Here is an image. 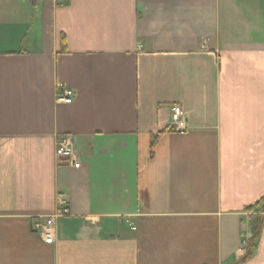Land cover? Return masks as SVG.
<instances>
[{
    "label": "crops",
    "instance_id": "0c3cea01",
    "mask_svg": "<svg viewBox=\"0 0 264 264\" xmlns=\"http://www.w3.org/2000/svg\"><path fill=\"white\" fill-rule=\"evenodd\" d=\"M262 198L264 0H0V264H264Z\"/></svg>",
    "mask_w": 264,
    "mask_h": 264
},
{
    "label": "built area",
    "instance_id": "2783aa9c",
    "mask_svg": "<svg viewBox=\"0 0 264 264\" xmlns=\"http://www.w3.org/2000/svg\"><path fill=\"white\" fill-rule=\"evenodd\" d=\"M43 1V0H39ZM74 91L70 88H64L58 98L59 101L65 104H71L74 99ZM168 130L173 132H187L188 125L187 119L184 115L183 109L180 105L175 104L172 106L171 119L168 124ZM74 137L71 134L61 135L56 145V155L64 158L73 163L76 160V152L74 148ZM70 213L68 200L60 198L56 209L57 216H66ZM32 229L34 232L39 233L42 239L47 244H52L54 241V219L48 218L45 221L33 220ZM135 229V228H134ZM250 235H245L242 242V247L246 248Z\"/></svg>",
    "mask_w": 264,
    "mask_h": 264
},
{
    "label": "trees",
    "instance_id": "16d2710c",
    "mask_svg": "<svg viewBox=\"0 0 264 264\" xmlns=\"http://www.w3.org/2000/svg\"><path fill=\"white\" fill-rule=\"evenodd\" d=\"M156 138L152 141V153L153 149L155 146ZM258 209V211H264V198H262L259 202H257L254 206H251L248 208L249 211H255ZM262 217L259 215L254 216V221H253V228H252V233L250 234V238L248 240L247 246H246V251L243 256V259L241 260L246 261L248 258H250L256 251L257 249V239L259 238L261 228H262Z\"/></svg>",
    "mask_w": 264,
    "mask_h": 264
},
{
    "label": "rangeland",
    "instance_id": "374dc122",
    "mask_svg": "<svg viewBox=\"0 0 264 264\" xmlns=\"http://www.w3.org/2000/svg\"><path fill=\"white\" fill-rule=\"evenodd\" d=\"M37 219L42 221V217H35L33 220L35 221Z\"/></svg>",
    "mask_w": 264,
    "mask_h": 264
}]
</instances>
